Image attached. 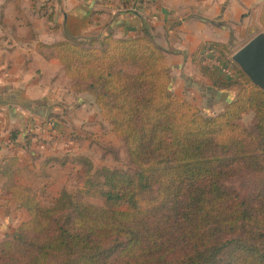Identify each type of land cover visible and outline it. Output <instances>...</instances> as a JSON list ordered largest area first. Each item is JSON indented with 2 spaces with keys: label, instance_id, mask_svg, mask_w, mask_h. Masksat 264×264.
Here are the masks:
<instances>
[{
  "label": "trees",
  "instance_id": "trees-1",
  "mask_svg": "<svg viewBox=\"0 0 264 264\" xmlns=\"http://www.w3.org/2000/svg\"><path fill=\"white\" fill-rule=\"evenodd\" d=\"M44 17L52 21L53 13ZM260 23L264 28V5ZM48 48L74 90L90 94L126 142L138 174L104 167L96 186L94 166L85 163L88 184L78 194L63 191L51 206L31 189L10 185L30 219L0 244V264H264V90L238 70L236 99L209 117L172 92L165 51L147 32L68 38ZM227 50L203 43L193 62ZM249 113L253 129L242 124ZM17 141L13 131L10 143ZM10 161L17 163L4 161L3 180L15 174L7 170ZM238 178L251 179L245 193L228 185Z\"/></svg>",
  "mask_w": 264,
  "mask_h": 264
},
{
  "label": "crops",
  "instance_id": "crops-1",
  "mask_svg": "<svg viewBox=\"0 0 264 264\" xmlns=\"http://www.w3.org/2000/svg\"><path fill=\"white\" fill-rule=\"evenodd\" d=\"M47 12L53 13L52 21L44 17ZM202 13L209 10H203L201 3L187 6L182 0H0V172L5 155H15L11 158L17 163L12 167L10 161L7 170L26 178L33 171L34 179L50 190L63 181L57 182L59 174L61 179L62 173H77L85 163L93 165L95 149L103 146L105 132L111 130L95 99L74 90L57 53L49 46L68 38L91 40L112 35L123 39L147 32L164 51L170 45L179 59L190 56L195 65L193 55L203 43L230 46L233 39L240 43L245 39L231 38L230 31L222 29L228 21L226 15L216 28H210L208 22L198 19ZM165 56L171 68L166 51ZM177 63L182 64L180 60ZM198 74L193 67L180 68L176 77L182 90H177V96L204 115L214 107L223 112L238 94L229 100L231 86L218 85L211 90L209 84L204 93L196 83ZM13 131L18 136L15 144L9 140ZM28 144L33 152L27 151ZM65 154L67 158H58ZM6 182L7 178L0 177L4 188L0 190V222L7 214L16 213L12 195L5 192Z\"/></svg>",
  "mask_w": 264,
  "mask_h": 264
},
{
  "label": "rangeland",
  "instance_id": "rangeland-1",
  "mask_svg": "<svg viewBox=\"0 0 264 264\" xmlns=\"http://www.w3.org/2000/svg\"><path fill=\"white\" fill-rule=\"evenodd\" d=\"M187 6H195L196 4L201 3L203 6V10H209V13H202V15L198 18L203 24L207 23L210 28L217 27V21L223 19L226 15L228 17L227 23L221 25L227 31H230L231 38H245L241 43L235 39L232 40L230 46H228L227 52L223 54L216 55H208L204 57V60L200 62H193L195 65L191 63L190 56L184 59H179L176 56L175 49L170 45L165 49L168 58H170L171 72L173 77L172 83V92L177 95V90H182L178 88V77H176L177 72L180 71L182 66L190 68L193 67L196 72H199V79L196 83H198V87L201 89H206V84H209V88L212 90L214 87L218 85L212 81L211 78L205 73H213L214 76L218 79V83L226 84L229 83L232 87L231 90L227 91V95L230 92L229 100L234 99V97L238 94V92L242 89V82L240 80V73L238 70L240 68L233 62V56L250 40L256 37L261 32H264V28L260 23V16L262 12V8L264 5V0H182ZM192 15L189 17L191 19ZM186 21V20H183ZM182 22H180L181 24ZM211 23V24H210ZM215 38V37H212ZM156 42L157 39L155 38ZM158 43V42H157ZM178 60L181 61L182 64H178ZM187 63V65H186ZM228 69L231 71L233 76H228L224 73V70ZM241 71V70H240ZM242 73V71H241ZM243 74V73H242ZM203 75V76H202ZM201 76L204 78L202 79ZM232 77V78H231ZM248 78V77H247ZM225 81V82H224ZM234 86V87H233ZM174 87L176 89H174ZM183 87V86H179ZM184 88V87H183ZM206 93V90L204 91ZM229 97V96H228ZM208 112L209 117H214L220 113L219 108L214 107ZM214 114V115H212ZM254 113H249L246 115L242 124L248 128L253 129L254 127ZM108 128V127H107ZM12 133V132H11ZM10 133V137H11ZM105 136L107 137L103 146L96 148V152L93 156L94 161V171L95 173L92 175L97 176V180H95L94 184L99 186L103 179L99 172L102 171V168L106 167L112 171H119L126 173L130 176H137L138 169L131 163L126 142L123 139L117 138L114 134L112 135L111 130L108 128L105 132ZM9 137V140H10ZM19 145L24 148V145L19 141ZM28 143V142H27ZM70 146V145H69ZM26 147L30 148L29 152H33L34 149L31 144L26 145ZM70 149V148H69ZM15 155L6 154L5 158L10 159ZM68 154H65L60 158H67ZM85 168H81L77 173H62V178L60 179V174L57 176V182L63 179L60 183H56L54 188L52 187L50 190L45 186L40 184L37 179H34L33 171H31V176L23 177L21 174L19 175L17 171L15 174L10 175L7 178V188L5 192H8L12 195L11 186L18 185L31 189L34 193H36L39 201L44 206H51L56 199L59 198V195L63 191H68L72 194H78L79 189L85 184H88V179L91 177L86 171ZM75 170V168H73ZM251 179L249 178H238L234 179L228 183L230 188H233L241 193H245L247 191V187H250ZM11 185V186H10ZM10 186V188H9ZM4 191V188L0 187V190ZM85 200L89 203L97 206L104 207L106 205V201L102 197H94V196H86ZM13 208L16 211L15 215H11L10 213L5 216L2 222H0V244L6 239L7 236L13 234L23 223L27 222L30 219L29 213L19 208L16 203L13 202ZM18 211V212H17ZM10 215V216H9Z\"/></svg>",
  "mask_w": 264,
  "mask_h": 264
},
{
  "label": "water",
  "instance_id": "water-1",
  "mask_svg": "<svg viewBox=\"0 0 264 264\" xmlns=\"http://www.w3.org/2000/svg\"><path fill=\"white\" fill-rule=\"evenodd\" d=\"M232 60L254 86L264 90V32L243 46Z\"/></svg>",
  "mask_w": 264,
  "mask_h": 264
},
{
  "label": "built area",
  "instance_id": "built-area-1",
  "mask_svg": "<svg viewBox=\"0 0 264 264\" xmlns=\"http://www.w3.org/2000/svg\"><path fill=\"white\" fill-rule=\"evenodd\" d=\"M208 55H216V54L208 53L205 57H207ZM224 73H226V75H228V76H233V74L231 73V71H229L228 69H225V70H224ZM231 78H232V77H231ZM71 144H72L71 141H69V143H67V145H71Z\"/></svg>",
  "mask_w": 264,
  "mask_h": 264
}]
</instances>
